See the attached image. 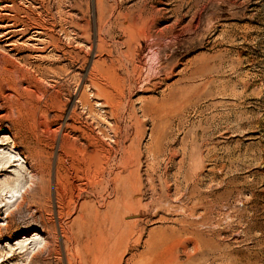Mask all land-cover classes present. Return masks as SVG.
I'll return each instance as SVG.
<instances>
[{
    "label": "rangeland",
    "instance_id": "rangeland-1",
    "mask_svg": "<svg viewBox=\"0 0 264 264\" xmlns=\"http://www.w3.org/2000/svg\"><path fill=\"white\" fill-rule=\"evenodd\" d=\"M10 1L0 0L1 18L25 21L29 16L44 22L54 29L51 35L59 46L56 54L49 46L30 52L37 43L28 41L32 32L6 42L8 30L1 27L7 23H0V69L15 76L9 73L8 87L0 81V93H5L0 94V151L14 155L0 167V186L20 170L28 188L16 202H3L10 205L8 211L0 206V264H105L107 257L106 264H264V0ZM139 33L145 37L139 38ZM31 55L42 56L28 60L42 67L38 73L24 63ZM57 58L59 63L54 62ZM36 80L44 87L40 89ZM86 92L92 94L87 97ZM98 93H103L100 99ZM43 95L48 98L40 99ZM115 101L114 109L109 107ZM65 124L74 130L69 125L70 130L65 129ZM63 151L73 152L75 158ZM114 177H119L117 191ZM128 191L133 192L131 198ZM132 203L139 207L132 209ZM94 210L99 217L87 224ZM128 223H134L133 230ZM116 226L127 231V241L122 238L118 247ZM33 236L40 238L39 248L31 243ZM128 237L136 241L134 248H129L133 246ZM141 255L152 258L141 262ZM165 257L170 258L167 263Z\"/></svg>",
    "mask_w": 264,
    "mask_h": 264
},
{
    "label": "bare ground",
    "instance_id": "bare-ground-1",
    "mask_svg": "<svg viewBox=\"0 0 264 264\" xmlns=\"http://www.w3.org/2000/svg\"><path fill=\"white\" fill-rule=\"evenodd\" d=\"M6 1H7V0H6ZM9 1H10V0H9ZM63 1H64V0H63ZM10 2H12V1H10ZM61 2H62V1H61ZM8 7H9V6H7V8L5 7L4 9H8ZM11 7L14 9V7H13L12 5H11ZM9 8H10V7H9ZM13 9H11V10L13 11ZM0 10L4 11L3 9H1V7H0ZM8 10H9V9H8ZM11 10H10V11H11ZM16 10H17V12H18V9H16ZM16 10H15V11H16ZM19 10H20V9H19ZM10 11H9V12H10ZM22 12H23V11H22ZM62 12H63V11H62ZM10 13H11V12H10ZM59 13H60V12L58 11V14H59ZM106 13H108V12H106ZM26 14H27V12H26ZM35 14H36V13H35ZM37 14H38V17H40V16L42 15V12H39V11H38ZM61 14H62V13H61ZM112 14H113V13H112ZM5 15H6V13L4 14V16H5ZM16 15H17V14H16ZM18 15H21V14H18ZM24 15H25V13H24ZM62 15H63V14H62ZM69 15H70V14H69ZM100 15L102 16V13L99 14V17H100V19H101V16H100ZM10 16H11V15H10ZM26 16H27V15H26ZM63 16H64V15H63ZM72 16H73V15H72ZM120 16H121V15H120ZM1 17H2V15H1ZM1 17H0V23H2V24H3L4 22L7 23L6 26L1 27V29L3 28V29H7V30H8V32L5 33V34L3 35V37H4L5 40H6V42H9V40H13L16 36H17V37L19 36V37L24 38V37L30 35L31 32H32L33 35H31V37L28 39V41H33V42H37V43H36L35 46H33V47H35V49H34V48H30V52H33L34 50H44V48H42V47L40 48V46H43V47H44V46H49L50 49L52 48V51L55 52L54 54L57 53V51H58V46H59V45H57L58 43H57L56 41H54L53 36L51 35V34L54 33V32H53L54 29H52V28L48 27L47 25H45L44 22H42V23H41V22H38L37 20H35L34 18L29 17V16H28L27 19H26V20H28V21H26V20H25V21H22V20L20 21L19 18H16V17H7V16H6L7 18H5V17H4V18H1ZM17 17H18V16H17ZM23 17H24V16H23ZM111 17H113V16H111ZM25 18H26V17H25ZM25 18H24V19H25ZM65 18H66V17H65ZM65 18H64L63 20H65ZM106 18H107V17H106ZM109 18H110V17H109ZM117 18H118V17H117ZM70 19H71V18H70ZM72 19L74 20V18H72ZM77 19H78V17H77ZM100 19H99V20H100ZM112 19H113V18H112ZM120 19H121V18H120ZM99 20H98V21H99ZM106 20H107V19H106ZM115 20H116V19H115ZM65 21H67V20H65ZM101 21H102V20H101ZM107 21H108V20H107ZM113 21H114V20H113ZM71 22H72V21H71ZM99 22H100V21H99ZM103 22H104V21H103ZM115 22H116V21H115ZM10 23H11V24H10ZM67 23H68V22H67ZM100 23H101V22H100ZM100 23H99V25H100ZM105 23H107V22L105 21ZM108 23H110V22H108ZM111 23H113V22H111ZM118 23H119V22H118ZM65 24H66V23H65ZM65 24H64V25H65ZM114 24H116V23H114ZM109 25H110V24H109ZM123 25L125 26V24H123ZM100 26H101V25H100ZM112 26H113V24H112ZM105 27H106V26H105ZM107 27H108V26H107ZM116 27H117V26H116ZM128 27H129V26H128ZM62 28H63V27H62ZM68 28H69V27H68ZM73 28H75V27H73ZM101 28H102V27H101ZM103 28H104V26H103ZM119 28H120V26H119ZM125 28H126V26H125ZM76 29H77V28H76ZM107 29H108V28H107ZM107 29H106V30H107ZM122 29H123V28H122ZM169 29H170V28H169ZM13 30H17V31H13ZM62 30H65V28H63ZM71 30H72V29H71ZM101 30H102V29H101ZM114 30H115V29H114ZM119 30H120V29H118L117 31H119ZM142 30H143V29H142ZM144 30H145V29H144ZM164 30H165V29H164ZM67 31H69V30H67ZM67 31H66V32H67ZM97 31H99V29H98ZM111 31H113V30H111ZM111 31H109V32H111ZM131 31H132V30H131ZM131 31H130V33H128V34H131V37H132V33H133V32L131 33ZM145 31H146V30H145ZM145 31H143L142 33H144ZM52 32H53V33H52ZM72 32H73V31H72ZM72 32H71V33H72ZM76 32H77V31H76ZM103 32H104V31H103ZM124 32H125V30H124ZM139 32H141V31H139ZM146 32H147V31H146ZM155 32H156V31H155ZM157 32L159 33V31H157ZM61 33H62V32H61ZM67 33H69V32H67ZM71 33H70V34H71ZM74 33H75V32H74ZM115 33H116V32H115ZM134 33H135V32H134ZM142 33H139V35H140L139 38L142 37V36H141ZM147 33H148V32H147ZM147 33H146V34H147ZM150 33H152V32H150ZM162 33H163V32H162ZM63 34H65V33H63ZM97 34H98V33H97ZM112 34H113V33H112ZM144 34H145V33H144ZM146 34H145V35H146ZM152 34H153V33H152ZM155 34H156V33H155ZM72 35H73V34H72ZM75 35H76V34H75ZM110 35H111V34H110ZM137 35H138V34H137ZM145 35H143V37H145ZM148 35H149V33H148ZM160 35H161V34H160ZM160 35H157V36L159 37ZM163 35H164V33H163ZM66 36H67V34H66ZM68 36H69V35H68ZM73 36H74V35H73ZM106 36H107V35H106ZM111 36H112V35H111ZM111 36H109V37H111ZM135 36H136V35H135ZM149 36H150V35H149ZM154 36H156V35H154ZM17 37H16V38H17ZM131 37H130V39L133 38L131 41H133L134 38H135V40H136V37H134V35H133L132 38H131ZM143 37H142V38H143ZM161 37H162V36H161ZM163 37H164V36H163ZM167 37H168V36H167ZM76 38H77V37H76ZM98 38H99V37H98ZM101 38H102L101 40H103V39L105 40V38H103V37H101ZM113 38H114V37H113ZM115 38H116V37H115ZM165 38H166V37H165ZM20 39H21V38H20ZM80 39H81V38H80ZM99 39H100V38H99ZM109 39H110V38H108V40H109ZM111 39H112V38H111ZM111 39H110V40H111ZM137 39H138V36H137ZM160 39H161V38H160ZM160 39H159V40H160ZM101 40H100V43H101ZM135 40H134V41H135ZM140 40H141V39H140ZM157 40H158V39H157ZM159 40H158V41H159ZM105 41H106V40H105ZM146 41H147V37H146ZM160 41H161V40H160ZM15 42H16V41H15ZM82 42H83V41H82ZM108 42H109V41H108ZM144 42H145V41H144ZM149 42H150V41H149ZM94 43H95V42H94ZM96 43H97V42H96ZM100 43L98 44V46L101 45ZM131 43H132V42H131ZM137 43L139 44V42H137ZM147 43H148V42H147ZM155 43L157 44L156 41H155ZM158 43H159V42H158ZM12 44H13V43H12ZM108 44H109V43H108ZM149 44H150V43H149ZM151 44H152V42H151ZM92 45H93V44H92ZM92 45H91V46H92ZM136 45H137V44H136ZM158 45H159V44H158ZM162 45H163V43H162ZM168 45H169V44H168ZM93 46H95V45H93ZM101 46H102V45H101ZM115 46H116V45H115ZM139 46H140V45H139ZM149 46H150V45H149ZM155 46H156V45H155ZM159 46H160V45H159ZM163 46H164V45H163ZM163 46H162V47H163ZM116 47H117V46H116ZM128 47H129V46H128ZM147 47H148V46H147ZM150 47H151V46H150ZM150 47H149V48H150ZM45 48H46V47H45ZM91 48H92V47H91ZM99 48H100V47H99ZM99 48H98V49H99ZM102 48H104V47H102ZM106 48H107V47H106ZM135 48H136L137 51H138V48H137V47H135ZM135 48H133L134 50H132V49H128V48H127V51L131 50L133 53H135V51H136ZM112 49H113V48H112ZM150 49L153 50V48H150ZM159 49H160V47H159ZM47 50H48V49H47ZM99 50H100V49H99ZM110 50H111V49H110ZM110 50H109V51H110ZM116 50H117V48H116ZM49 51H50V50H49ZM105 51H106V50H105ZM109 51H108V52H109ZM131 51H130V52H131ZM149 51H150V50H149ZM159 51H160V50H158V52H159ZM53 52H52V53H53ZM116 52H118V51H116ZM121 52H123V51H121ZM154 52H155V51H154ZM52 53H49V54L52 55ZM101 53H102V52H101ZM106 53H107V52H106ZM127 53H128V52H127ZM149 53H150V52H149ZM58 54H59V53H58ZM99 54H100V53H99ZM118 54H119V52H118ZM125 54H126V52H125ZM128 54H129V53H128ZM128 54H126V55H128ZM130 54H131V53H130ZM155 54H156V53H155ZM62 55H64V54H62ZM114 55H115V54H114ZM114 55H113V56H114ZM119 55H120V54H119ZM119 55H118V56H119ZM133 55H134V54H132V56H133ZM52 56H53V55H52ZM55 56H56V55H55ZM108 56H109V55H108ZM110 56H111V55H110ZM123 56H124V55H123ZM130 56H131V55H130ZM130 56H129V57H130ZM135 56H136V55H135ZM135 56H133L134 60H135V58H136ZM155 56H156V55H155ZM34 57H35V59H36V57H41V58H42L41 55H39V56H33V55H31V58H28L27 60H24V63H27V68H28V66H29V68H30V66H32L30 62L28 63V60H30V59H32V58H34ZM58 57H59V56H58ZM53 58H54V57H53ZM85 58L87 59V57H85ZM111 58H112V57H111ZM115 58H116V56H115ZM49 59H50V58H49ZM62 59H63V58H62ZM125 59H126V58H125ZM83 60H84V59H83ZM104 60H106V59H104ZM104 60H103V61H104ZM108 60H109V59H108ZM112 60H113V59H112ZM122 60H123V59H122ZM124 61H125V60H124ZM54 62L59 63V62H60V59L57 58V59H55ZM78 62H79V61H78ZM104 62H105V61H104ZM126 62L129 64L128 61H126ZM159 62H160V61H159ZM50 63H51V61H50ZM86 63H87V61H86ZM106 63H107V62H106ZM118 63H119V61H118ZM121 63H122V61H121ZM124 63H125V62H124ZM134 63H135V61H134ZM134 63H133V64H134ZM165 63H166V62H165ZM29 64H30V65H29ZM80 64H81V63H80ZM94 64H95V63H93V68L95 69ZM99 64H100V63H99ZM99 64H96V65L99 67ZM162 64H164V63H162ZM50 65H51V64H50ZM111 65H112V64H111ZM117 65L119 66V64H117ZM120 65H121V64H120ZM135 65H136V64H134V66H135ZM25 66H26V65H24V67H25ZM53 66H54V65H53ZM84 66H85V65H84ZM103 66H104V65H103ZM108 66H109V65H108ZM112 66H113V65H112ZM114 66H115V65H114ZM160 66H161V65H160ZM163 66H164V65H163ZM32 67H33L34 71H36L37 73H38V72L41 70V68H42V67H39L38 65H36V67H34V66H32ZM98 67H97V68H98ZM106 67H107V66H106ZM119 67H120V66H119ZM121 67L123 68L124 65L121 66ZM121 67H120V68H121ZM127 67H128V66H127ZM131 67H132V66H131ZM164 67H166V66H164ZM66 68H67V67H66ZM82 68H84V67H82ZM115 68H116V66H115ZM137 68H138V65H137ZM137 68L135 67V69H137ZM139 68H140V67H139ZM143 68H144V66H143ZM50 69H51V68H50ZM94 69H93V70H94ZM99 69H100V68H99ZM102 69H104V67H103ZM102 69H101V70H102ZM112 69H113V67H112ZM118 69H119V68H118ZM123 69H125V68H123ZM123 69H122V70H123ZM141 69H142V68H141ZM158 69H160V68H158ZM0 70H1V69H0ZM24 70H25V68H24ZM27 70H28V69H27ZM29 70H30V69H29ZM101 70H99V71H101ZM137 70H138V69H137ZM144 70H145V69H144ZM152 70H153V69H152ZM17 71H18V70H17ZM30 71H31V70H30ZM42 71H43V69H42ZM42 71H41V72H42ZM66 71H68V70L66 69ZM99 71H98V72H99ZM115 71H116V69H115ZM128 71H129V70H128ZM135 71H136V70H135ZM158 71H159V70H158ZM11 72H12V71L9 72L8 70H6V68H5V69L3 68V69L0 71V75H1V77H0V81H1V83H2V82L5 83L6 87H8L7 84L9 85V83H10V79H11V76H12V75L10 76L9 73H11ZM14 72L16 73V71H14ZM18 72H20V71H18ZM18 72L16 73V75L18 74ZM26 72H27V71H26ZM52 72H54V71H52ZM56 72H57V71H55L54 74H56ZM101 72H102V71H101ZM104 72H106V71L104 70ZM125 72H126V71H125ZM151 72H152V71H151ZM164 72H165V71H164ZM166 72H167V69H166ZM24 73H25V72H24ZM24 73H23V70H22V71H21V74L24 75ZM65 73H66V72H65ZM70 73H71V72H70ZM106 73H107V72H106ZM106 73H103V74H105V75H103V76H107L108 74L106 75ZM112 73H115V72H114V69H113ZM126 73H127V72H126ZM129 73H130V71H129ZM11 74H13V73H11ZM19 74H20V73H19ZM27 74H28V72H27ZM41 74H42V73H41ZM67 74H68V73H67ZM101 74H102V73H101ZM137 74H138V73H137ZM158 74H160V73H158ZM25 75H26V74H25ZM37 75H38V74H37ZM70 75H71V74H70ZM112 75H113V74H112ZM13 76H14V74H13ZM72 76H73V75H72ZM88 76H89V75H88ZM128 76H129V75H128ZM139 76H140V75H139ZM139 76L137 75V77H139ZM14 77H15V76H14ZM22 77H23V76H22ZM44 77H45V76H44ZM77 77H78V76H77ZM107 77H108V76H107ZM109 77H110V76H109ZM109 77H108V78H109ZM114 77H117V71H116V76L114 75ZM118 77H119V76H118ZM126 77H127V76H126ZM130 77H131V75H130ZM137 77L135 76L134 78H137ZM12 78H13V77H12ZM25 78H26V77H25ZM25 78H24V79H25ZM75 78H76V77H75ZM90 78H91V76H90ZM104 78L106 79V77H104ZM108 78H107V79H108ZM34 79H35V78H34ZM34 79H33V80H34ZM41 79H42V75H41ZM94 79H95V77H94ZM94 79H93V76H92V80H94ZM109 79H110V78H109ZM109 79H108V80H109ZM118 79H119V78H117V80H118ZM139 79H140V78H139ZM139 79H138V80H139ZM145 79H146V78H145ZM163 79H164V78H163ZM22 80H23V79H22ZM76 80H77V79H76ZM85 80H86V79H85ZM95 80H96V79H95ZM95 80H94V82H96ZM115 80H116V78H115ZM143 80H144V79H143ZM143 80H142V82H144ZM24 81H25V80H24ZM27 81H28V80H27ZM30 81H32V80H30ZM34 81H35V80H34ZM36 81H37V80H36ZM52 81H53V80H52ZM120 81H121V83L123 82L122 80H120ZM130 81H131V80H130ZM136 81H137V80H136ZM149 81H150V79H149ZM164 81H165V80H164ZM11 82L14 83V81H11ZM20 82H21V81H20ZM37 82H38L37 85L40 83V86L38 85L39 88H40V87L42 88L44 82H43V83H41V82H39V81H37ZM55 82H56V81H55ZM74 82H76V81H74ZM77 82H78V81H77ZM79 82H80V81H79ZM85 82H87V81H85ZM85 82H83V83L85 84ZM112 82H113V81H111V83H112ZM133 82H134V81H133ZM147 82H148V81H147ZM147 82H146V84H147ZM161 82H162V81H161ZM12 83H11V84H12ZM35 83H36V82H35ZM105 83H106V81H105ZM109 83H110V82H109ZM115 83H116V81H115ZM115 83H114V85H115ZM118 83L120 84V82L117 81V85H118ZM131 83H132V81H131ZM131 83H130V84H131ZM11 84H10V86H11ZM15 84H16V83H15ZM28 84H30V83L28 82ZM41 84H42V86H41ZM53 84H54V83H53ZM55 84H58V83H55ZM76 84H77V83H76ZM84 84H83V85H84ZM90 84L92 85V84H94V83L91 82ZM107 84H108V83H107ZM149 84H150V83H149ZM12 85H13V84H12ZM21 85H22V84H21ZM30 85H34V86H35V84H30ZM37 85H36V88H37ZM81 85H82V84H81ZM100 85H101V83H100ZM125 85H126V84H125ZM127 85H128V83H127ZM134 85H135V83H134ZM3 86H4V84H3ZM3 86H2V87H3ZM17 86H18V84H17ZM50 86H51V85H50ZM76 86H77V85H76ZM92 86H95V84L92 85ZM101 86H102V85H101ZM121 86H122V85H121ZM131 86H132V85H131ZM143 86H144V85H143ZM146 86H147V85H146ZM6 87H5V89H6ZM43 87H44V86H43ZM53 87H55V86H53ZM53 87H52V88H53ZM58 87H59V86H58ZM81 87H82V86H81ZM85 87H88V86H85ZM90 87H91V86H90ZM114 87H118V86H114ZM128 87H129V86H127L126 88H128ZM132 87H135V86H132ZM132 87H131V89H132ZM16 88H17V87H16ZM41 88H40V89H41ZM45 88L47 89L48 87H45ZM45 88H44V90H45ZM59 88H60V87H59ZM82 88H84V87H82ZM88 88H89V87H88ZM92 88H93V87H92ZM95 88H96V87H95ZM95 88H94V89H95ZM97 88H98V87H97ZM103 88H104V86H103ZM103 88H102V89H103ZM107 88H108V87H107ZM107 88H105V90H104V89H103V90L101 89V92H102V91H103V92H104V91H105V92L108 91L109 89L107 90ZM123 88H124V87H123ZM144 88H145V87H144ZM2 89L4 90V87H3ZM14 89H15V88H14ZM53 89H54V88H53ZM78 89H79V88H78ZM98 89H99V88H98ZM118 89H119V88H118ZM118 89H117V90H118ZM120 89H121V88H120ZM120 89H119V90H120ZM131 89H130V90H131ZM37 90H38V89H37ZM80 90H81V89H80ZM80 90H79V93L81 92ZM99 90H100V89H99ZM121 90H122V89H121ZM15 91L17 92L18 90L15 89ZM38 91H39V90H38ZM60 91H61V90H60ZM109 91H111V90H109ZM0 92H1V91H0ZM44 92H46V91H44ZM83 92H84V91H83ZM119 92H121V91H119ZM142 92H143V91H142ZM2 93H3V92H2ZM39 93H41V90H40ZM39 93H38V94H39ZM42 93H43V92H42ZM86 93H87V92H86ZM86 93H85V94H86ZM90 93H91V92H89V95L92 94V93H91V94H90ZM0 94H1V93H0ZM4 94H5V93H4ZM4 94H1V95H4ZM43 94H44V93H43ZM101 94H103V93H101ZM101 94L98 93L99 99H100V95H101ZM109 94H110V93H109ZM17 95H19V92L17 93ZM41 95H42V94H41ZM41 95H40V96H41ZM62 95H63V94H62ZM87 95H88V93H87ZM89 95H88L87 97H89ZM20 96H21V94H20ZM20 96H19V97H20ZM46 96H47V95H46ZM46 96L43 95L40 99H42L43 97L46 98ZM57 96H58V95H57ZM96 96H97V95H96ZM98 96H97V98H98ZM104 96H105V94H104ZM109 96H110V95H109ZM109 96H108V97H109ZM21 97H22V96H21ZM38 97H39V95H38ZM94 97H95V96H94ZM111 97H112V96H111ZM47 98H48V97H47ZM47 98H46V99H47ZM78 98H79V97H78ZM95 98H96V97H95ZM102 98H103V96H102ZM104 98H107V96H105ZM2 99H3V98H2ZM87 99H88V98H87ZM112 99H114V95H113V98H112ZM112 99H111V101H112ZM121 99H122V98H121ZM33 100H34V99H33ZM35 100H36V99H35ZM35 100H34V101H35ZM81 100H82V99H81ZM88 100H89V99H88ZM104 100H106V99H104ZM115 100H116V99H115ZM118 100H120V99L118 98ZM78 101H79V100H78ZM98 101H100V100H98ZM109 101H110V100H109ZM36 102H37V100H36ZM38 102H39V101H38ZM106 102L108 103V101H106ZM116 102H119V101H115V102L111 103L112 105H109V107H111V106L114 107L115 104H116ZM41 103H42V102H41ZM43 103H44V102H43ZM43 103H42V104H43ZM46 103H47V102H46ZM46 103L44 104L45 106H46ZM80 103H81V102H80ZM86 103H88V102H86ZM107 103H105V105H106ZM114 103H115V104H114ZM42 104H41V105H42ZM81 104H82V103H81ZM113 104H114V105H113ZM117 104H118V103H117ZM35 105H36V104H35ZM37 105H39V104H37ZM37 105H36V106H37ZM41 105H40V106H41ZM87 105H88V104H87ZM0 106H1V104H0ZM36 106H35V107H36ZM42 106H43V105H42ZM42 106H41V109H42ZM83 106H86V104H85V105L83 104ZM88 106H89V105H88ZM46 107H47V106H46ZM92 107H94V106H92ZM113 107H111V108H113ZM120 107H121V106H120ZM33 108H34V107H33ZM85 108H86V107H85ZM87 108L89 109V107H87ZM103 108H104V107H103ZM34 109H36V108H34ZM58 109H59V108H58ZM90 109H92V108H90ZM113 109H114V108H113ZM17 110H19V109H17ZM44 110H45L44 112H46L47 109L45 108ZM59 110H60V109H59ZM93 110H94V109H93ZM110 110H112V109H110ZM118 110H119V109H118ZM32 111H33V110H32ZM32 111H31V112H32ZM38 111H39V109H37V112H38ZM47 111H48V110H47ZM60 111H62V110H60ZM64 111H65V110H64ZM73 111H74V110H73ZM73 111H72V112H73ZM94 111H95V110H94ZM34 112H35V111H34ZM37 112H36V113H37ZM39 112H40V111H39ZM39 112H38V113H39ZM41 112H42V111H41ZM41 112H40V114H41ZM44 112H43V113H44ZM75 112H76V111H75ZM91 112L93 113V111H91ZM114 112H115V111H114ZM18 113H19V111H18ZM43 113H42V114H43ZM61 113H62V112H61ZM63 113H64V112H63ZM112 113H113V112H112ZM42 114H41V115H42ZM45 114L47 115V113H45ZM48 114H49V113H48ZM87 114H88V113H87ZM115 114H116V113H113L112 115L115 116ZM71 115H72V114H70V116H71ZM34 116H35V115H34ZM36 116H37V115H36ZM43 116H44V114H43ZM57 116H59L60 118H63V116H62V117H61L60 115H57ZM73 116H76V117H77V115H74V113H73ZM78 116H79V115H78ZM88 116H89V117L92 116V115L90 116V112H89V115H88ZM94 116H95V115H94ZM100 116H101V115H100ZM0 117H1V116H0ZM48 117H49V116H48ZM48 117H47V118H48ZM59 117L57 118L58 120H59ZM80 117H81V115H80ZM92 117H93V116H92ZM98 117H99V116H98ZM37 118H39V117H37ZM54 118H55V116H54ZM72 118H75V117H72ZM100 118H101V117H100ZM1 119H2V118H1ZM48 119H49V118H48ZM50 119H53V118H50ZM67 119H69V118H67ZM77 119H78V118H77ZM77 119H76V120H77ZM102 119H103V118H102ZM38 120H39V119H38ZM38 120H37V121H38ZM58 120H57V121H58ZM76 120H75V121H76ZM33 121H34V119H33ZM37 121H36V122H37ZM49 121H50V120H49ZM49 121H48V122H49ZM73 121H74V120H73ZM66 122H67V121H65V123H66ZM50 123H51V121H50ZM50 123H49V124H50ZM56 123H57V122H56ZM67 123H68V122H67ZM34 124H35V123H34ZM46 124H47V123H46ZM52 124H53V122H52ZM58 124H59V123H58ZM47 125H48V124H47ZM68 125H69V124H68ZM68 125L65 124V125H64L65 127H64V126H62V127H64V128L66 129V128H68ZM48 126H50V125H48ZM48 126H47V128H49ZM69 126H70V125H69ZM70 127H71V126H70ZM60 128H61V126H59V129H60ZM71 128H73V127H71ZM50 129H51V128H50ZM59 129H58V130H59ZM68 129H69V128H68ZM47 130H49V129H47ZM60 130H61V129H60ZM63 130H64V129H63ZM69 130H70V129H69ZM73 130H74V128H73ZM51 131H52V130H51ZM53 131H54V135H55V133H56L57 130H56V131L53 130ZM49 132H50V131H49ZM61 132H62V131H61ZM58 133H59V132H58ZM50 134H51V133H50ZM56 134H57V133H56ZM54 135H52V136H54ZM57 135H58V134H57ZM61 135H62V134H61ZM49 136H50V135H49ZM55 136H56V135H55ZM55 136H54V137H55ZM52 138H53V137H52ZM55 138H56V137H55ZM55 138H54L53 140H55ZM60 138H61V137H60ZM75 139H77V138H75ZM79 139H80V138H79ZM65 140H66V139H64V141H65ZM80 140H81V139H80ZM80 140H79V141H80ZM39 141H40V140H39ZM77 141H78V139H77ZM73 142H74V141H73ZM61 143H62V142H61ZM79 143H80V142H79ZM82 143H83V142H81V144H82ZM62 144H63V143H62ZM73 144L76 145V143H73ZM84 145H85V144H84ZM81 146H82V145H81ZM88 146H89V145H88ZM88 146L86 145V147H88ZM59 147L62 148V146H59ZM83 147H84V146H83ZM64 148H66V147H64ZM62 149H63V148H62ZM62 149H61V151H62ZM85 149H86V148H85ZM66 150H68V149L66 148ZM2 151H3V150H2ZM126 151H127V150H125V152H126ZM7 152H8V151H7ZM10 152H12V151H10ZM63 152H67L68 154H70V151H63ZM67 153H66V154H67ZM128 153H129V152H128ZM13 154H14V153H13ZM58 154H60V153H58ZM63 154H64V153H63ZM66 154H65V155H66ZM123 154H125V153H123ZM72 155H73V152H72V154H70V156H72ZM126 155H127V154H126ZM126 155H125V156H126ZM13 156H14V155H12L11 153L6 154L5 152H1V151H0V167L9 164V163L11 162L12 158H14ZM15 156H16V155H15ZM57 156H58V155H57ZM60 156H61V155H60ZM16 157H17V156H16ZM58 157H59V156H58ZM66 157L68 158L69 156H66ZM126 157H129V156H126ZM61 158H62V156H61ZM71 158H72V157H71ZM73 158H75L74 155H73ZM73 158H72V160H73ZM124 159H125V157H124ZM126 159H127V158H126ZM57 160H59V159H57ZM61 160H62V159H61ZM64 160H65V158H64L62 161H64ZM66 160H67V159H66ZM127 160H129V159H127ZM59 161H60V160H59ZM67 161H68V160H67ZM73 161H74V160H73ZM99 161H100V163H101L102 160H99ZM99 161H98V162H99ZM64 162H65V161H64ZM62 163H63V162H62ZM62 163H61V164H62ZM65 163H66V162H65ZM65 163H64V165H66ZM80 163H81V162H80ZM102 163H103V162H102ZM124 163H125V162H124ZM59 164H60V162H59ZM95 164H96V165H97V164L99 165V163H95ZM45 165H46V166H45ZM45 165H44V167L46 168L48 164H45ZM69 165H70V164H69ZM73 165L75 166V164L72 163V166H73ZM98 165H97V166H98ZM66 166H67V165H66ZM66 166H65V167H66ZM67 167H68V166H67ZM87 167L90 168L89 165H87ZM100 167H101V166H100ZM73 168H74V167H73ZM75 168L77 169V171H78V169L80 170V167H79V166H78V167L75 166ZM102 168H103V167H102ZM18 169H19V168H18ZM18 169H17V170H18ZM47 169H48V168H47ZM59 169H60V168H59ZM69 169H70V168H69ZM86 169H88V168H86ZM99 169H100V168H99ZM60 170H62V169H60ZM65 171H66V170H65ZM67 171H68V170H67ZM87 171H89V170H87ZM101 171H102V170H101ZM63 172H64V171H63ZM90 172H91V169H90ZM99 172H100V170H99ZM43 173H44V172H43ZM56 173H57V174H56V177L58 178V179H57V183H58L59 185H62V179H61V176H60V174H59L58 172H56ZM66 173H67V172H66ZM101 173H102V172H101ZM101 173H100V174H101ZM130 173H131V172H130ZM86 174H88V172H87ZM89 174H90V173H89ZM91 174H92V173H91ZM92 175H93V174H92ZM130 175H131V174H130ZM134 175H135V174H134ZM86 176H87V175H86ZM93 176H95V175H93ZM102 176H103V174L100 175V177H102ZM116 176H118V175H116ZM116 176H115V177H116ZM119 176H121V174H120ZM90 177H91V176H90ZM95 177H96V176H95ZM95 177H94V178H95ZM115 177H114V179H115ZM125 177H126V176H125ZM109 178H110V177H109ZM121 178H122V177H121ZM131 178H132V177H131ZM86 179H88V176H87ZM89 179H91V178H89ZM89 179H88V180H89ZM96 179H97V177H96ZM101 179H102V178H101ZM112 179H113V178H112ZM116 179H119V177H117ZM116 179H115V181H114V183H113V186H114V190H115V191H117V190L119 189V186H118V183H117ZM127 179H129V178H127ZM127 179H126V181H127ZM136 179H137V178H136ZM22 180H23V179H22V177H21V171L18 170L16 178L14 177V179H12V180H10V181H5L4 183L1 184V186H0V206H1V205L5 206V207H6V209H5L6 211L9 210V208H10L9 206H10V205L7 206V204H4V203H3L4 201H7L8 204H10L11 202H12V203H13V202H16V201L19 200L21 197H23V196H22L23 193H26L25 190L27 191V189H28V188H27V184L25 183V181H22ZM93 180H94V179H93ZM130 180H131V179H130ZM133 180H134V178H133ZM91 181H92V179L90 180V183H91ZM96 181H98V180H96ZM96 181H95V184L98 183V182H96ZM99 181H100V179H99ZM104 181H105V180H104ZM109 181H110V180H109ZM128 181H129V180H128ZM55 182H56V181H55ZM93 182H94V181H93ZM93 182H92L91 184H93ZM100 182H101V181H100ZM107 182H108V181H107ZM31 183H32V182H31ZM109 183H110V182H108V184H109ZM130 183H132V182H130ZM132 184H133V183H132ZM132 184H131L129 187H131V186L134 187V184H133V185H132ZM136 184H137V183H136ZM56 185H57V184H56ZM139 186L142 187V185H139ZM139 186H138V187H139ZM29 187H30V186H29ZM56 187H57V186H56ZM62 187H63V186H62ZM111 187H112V186H111ZM123 187H124V186H123ZM135 187H136V186H135ZM56 189H57V188H56ZM112 189H113V188H112ZM65 190H66V189H65ZM130 190H131V189H130ZM134 190L136 191V189H134ZM137 190H138V189H137ZM124 191H125V190H124ZM138 191H139V190H138ZM138 191H137V192H138ZM56 192H57V190H56ZM128 192H129V191H128ZM132 193H133V192H132ZM132 193L129 192V194H130V198H131V196H132ZM134 193H135V192H134ZM139 193H140V192H139ZM154 193H156V192H154ZM56 194H57V193H56ZM135 194H136V193H135ZM24 195H25V194H24ZM56 196H57V195H56ZM79 196L81 197L80 194H79ZM122 196H123V194H122ZM141 196H142V192H141ZM141 196H140V197H141ZM126 197H127V196H126ZM58 198H59V197H58ZM122 200H123V198H122ZM128 200H129V199L127 198V201H128ZM164 200H165V199H164ZM168 200H169V199H168ZM60 201H61V200H60ZM123 201H124V200H123ZM162 201H163V200H162ZM58 202H59V200H58ZM134 202H135V201H134ZM136 202H137V201H136ZM139 202L141 203L140 200H139ZM171 202H172V201H171ZM124 203H125V205H126V201H124ZM60 204H61V203H58L57 205L59 206ZM135 204H136V203H135ZM84 205H86V204H84ZM131 205H133V206H131L132 209L136 208V206H137V204H136V206H135L134 203H132ZM164 205H165V204H164ZM168 205H169V203H168ZM86 206H87V205H86ZM160 206H161V205H160ZM162 206H163V205H162ZM108 207H109V206H108ZM128 207H130V205H128ZM137 207H139V206H137ZM165 207H166V206H165ZM182 207H183V206H182ZM182 207H181V209H182ZM184 207H185V206H184ZM131 208H130V209H131ZM163 208H164V207H163ZM179 208H180V207H179ZM187 208H188V207H187ZM85 209H86V208H85ZM125 209H126V208H125ZM130 209H129V211L132 212V209H131V210H130ZM136 209H137V208H136ZM136 209H135V211H136ZM161 209H162V208H161ZM167 209H169V208H167ZM170 209H171V208H170ZM170 209H169V210H170ZM172 209H173V208H172ZM108 210L110 211L109 208H108ZM162 210H164V209H162ZM187 210L189 211L190 209H187ZM114 211H115V209H114ZM133 211H134V210H133ZM185 211H186V210L184 209V213H185ZM84 212H85V211H84ZM59 213H60V212H59ZM118 213H119V212H118ZM182 213H183V212H182ZM184 213H183V214H184ZM188 213H189V212H188ZM192 213H193V212H192V210H191V214H192ZM105 214H106V216H107L106 211H105ZM105 214H103V215H105ZM191 214H190L189 216H191ZM58 215H59V214H58ZM184 215H185V214H184ZM192 215H193V214H192ZM109 216H110V215H109ZM116 216H117V212H116ZM182 216H183V215H182ZM79 217H80V216H79ZM94 217H95L96 220H97L98 217H99V213H98L97 211H95V210H94V214H93V213H90L89 216H88V218H86V223H87V224H91V223L94 221V220L92 221V218H94ZM110 217H113V216H110ZM82 218H83V217H82ZM104 218H106V217H104ZM113 218H114V217H113ZM118 218H119V217H118ZM184 218H185V217H184ZM80 219H81V218H79V220H80ZM111 219H112V218H111ZM111 219H110V220H111ZM165 219H166V218H165ZM165 219H164V220H165ZM182 219H183V218H182ZM83 220H84V219H82V221H83ZM103 220H105V219H103ZM114 220H115V219H114ZM114 220H112V223H111V221H110V224H111V226H113V228H114V225H115V224H114ZM118 220H119V219H118ZM164 220H163V221H164ZM184 220H185V219H183V221H184ZM203 220H204V219H203ZM75 221H76V220H75ZM106 221H107V220H106ZM106 221H105V222H106ZM116 221H117V219H116ZM116 221H115V222H116ZM163 221H160V222L162 223ZM9 222H10V221H9ZM133 222H134V221H133ZM136 222H139V221L135 220V223H136ZM7 223H8V222H7ZM96 223H97V221H95L94 224H96ZM120 223L122 224L123 221L120 222ZM182 223H183V222H182ZM83 224H84V223H83ZM103 224H105V223H103ZM106 224H107V223H106ZM121 224H119V225H121ZM128 224H129V223H128ZM131 224L134 225V223H131ZM131 224H129V225H131ZM141 224H142V223H141ZM9 225H10V224H9ZM129 225H128V226H129ZM132 225H131V228H132V230H133V228H134L135 225H134V226H132ZM138 225H139V224H138ZM74 226H75V225H74ZM98 226H99V225H98ZM98 226H97V227H98ZM105 226H106V225H105ZM136 226H137V225H136ZM139 226L141 227V225H139ZM84 227H85V226H84ZM123 227H124V226H123ZM70 228H71V227H70ZM108 228H109V227H108ZM108 228H107V229H108ZM116 228L118 229L119 227L116 226ZM128 228H129V227H128ZM135 228H136V227H135ZM78 229H79V228H78ZM96 229H97V228H96ZM99 229H101V227H100ZM119 229H120V234H119V236H117V238H119V239H118V242H117V241L115 242V244L117 245V247H118L119 244H121V243L124 241L123 239H125V237H124V236H125V233H127V231H126L124 228H122V226H121V228H119ZM138 229H139V228H138ZM141 229H142V228H141ZM61 230H62V229H61ZM70 230H71V229H70ZM85 230H86V229H85ZM104 230H105V228H104ZM111 230H112V229H111ZM113 230H114V229H113ZM128 230L130 231V228H129ZM134 230L136 231V229H134ZM139 230H140V229H139ZM139 230H137V231H138V234H139ZM106 231H107V230H106ZM140 231H141V230H140ZM143 231H144V230H143ZM68 232H70V231H68ZM93 232H94V231H93ZM97 232H98V231H97ZM109 232H110V231H109ZM133 232H134V231H133ZM116 233H118V232L116 231ZM129 233H130V236H132L131 234H133V233H131V232H129ZM134 233H135V232H134ZM66 234H67V233H66ZM68 234H69V233H68ZM68 234H67V235H68ZM70 234H71V232H70ZM70 234H69V235H70ZM75 234H76V233H75ZM98 234H99V233H98ZM106 234L109 235L108 232H106ZM111 234H112V233H111ZM114 234H115V233H114ZM140 234H141V233H140ZM67 235H66V236H67ZM76 235H77V234H76ZM101 235H102V233H101ZM136 235H137V233H136ZM62 236H64V235H62ZM73 236H74V235H73ZM126 236H127V235H126ZM128 236H129V234H128ZM134 236H135V235H134ZM141 236H142V235H141ZM141 236H140V238H141ZM91 237H92V234H91ZM101 237H102V236H101ZM101 237H100V238H101ZM105 237H106V235H105ZM105 237H104V238H105ZM107 237H108V236H107ZM138 237H139V235H138ZM138 237L136 238L137 241L140 240V239H138ZM76 238H77V237H76ZM76 238H75V242L78 241ZM82 238H83V237H82ZM122 238H123V239H122ZM85 239H86V238H85ZM88 239H89V238H88ZM90 239H91V238H90ZM90 239H89V241H90ZM92 239H93V238H92ZM101 239L103 240V238H101ZM101 239H100V240H101ZM105 239H106V238H105ZM109 239H110V238H109ZM121 239L123 240L122 242H120ZM131 239H132V238H131ZM30 240H32L31 243H32L34 246H38V248H39V245L41 244V241H40V238H39V237H37V236H33L32 238H30ZM116 240H117V239H116ZM125 240L127 241V237H126ZM132 240H133V239H132ZM132 240H129V237H128V241H131V246H133V247H129V245H128V246L126 245L127 247H129V248H134V245H135L134 243H135L136 241L133 240L134 243H132V242H133ZM22 241H23V240H22ZM27 241H29V240H27ZM66 241H67V240H66ZM69 241H70V240H69ZM81 241H82V240H81ZM103 241H105V240H103ZM153 241H154V240H152V242H150V241H149V242H150V243H153ZM20 242H21V241H20ZM82 242H83V241H82ZM84 242H85V241H84ZM93 242H94V241H93ZM107 242H108V241H107ZM139 242H140V241H139ZM154 242H155V241H154ZM22 243H23V242H22ZM24 243H25V242H24ZM24 243H23V244H24ZM69 243H70V242H69ZM77 243H78V242H77ZM87 243H88V242H87ZM91 243H92V242H91ZM91 243H89V245H91ZM96 243H97V241H96ZM101 243H102V242H101ZM124 243H125V242H124ZM124 243H123V244H124ZM128 243H129V242H128ZM128 243H125V244H128ZM17 244H18V243H17ZM19 244H20V243H19ZM19 244H18V245H19ZM28 244H29V243H28ZM28 244H27V245H28ZM133 244H134V245H133ZM136 244H137V243H136ZM147 244H148V243H147ZM147 244H146V245H147ZM20 245H21V244H20ZM68 245H69V244H68ZM97 245H100V243H98ZM105 245H106V244H105ZM116 245H115V246H116ZM154 245H155V243H154ZM21 246H23V245H21ZM24 246H25V244H24ZM106 246H108V244H107ZM110 246H111V245H110ZM113 246H114V245H113ZM113 246H111V247H113ZM123 246H125V245H123ZM25 247H26V246H25ZM68 247H69V246H68ZM70 247H71V246H70ZM70 247H69V250H70ZM89 247H90V246H89ZM89 247H88V248H89ZM99 247H100V246H99ZM104 247H105V246H104ZM111 247H110V248H111ZM127 247H124L123 249L126 250ZM135 247H136V246H135ZM137 247H138V245H137ZM21 248H22V247H21ZM40 248H41V247H40ZM66 248H67V247H66ZM80 248H81V247H80ZM84 248H85V247H84ZM90 248H91V247H90ZM105 248H106V247H105ZM114 248H115V247H114ZM119 248H120V246H119ZM129 248H128V249H129ZM151 248H152V250L155 251V249H153V247H151ZM35 249H37V248H35ZM77 249H78V248H77ZM101 249H102V247H101ZM115 249H116V248H115ZM128 249H127V250H128ZM116 250H117V249H116ZM120 250H121V249H120ZM127 250H126V251H127ZM150 250H151V249H150ZM152 250H151V251H152ZM99 251H100V249H99ZM109 251H110V253H111L112 248H111V250H109ZM154 251H153V254L155 253ZM113 252H114V251H113ZM117 252H118V251H117ZM146 252H147V251H146ZM146 252H145V253H146ZM78 253H79V251H78ZM78 253H77V251H76L77 257H78ZM96 253H97V252H96ZM96 253H95V254H96ZM102 253H103V252H102ZM106 253H108V250L106 251ZM72 254L74 255V253H72ZM72 254H71V255H72ZM86 254H87V252H86ZM98 254H99V253H98ZM153 254H152V255H153ZM201 254H202V253H201ZM71 255H70V256H71ZM73 255H72V256H73ZM99 255H100V254H99ZM108 255H109V257H111L112 254H109V253H108ZM143 255L145 256V255H147V254H143ZM143 255H141V256L139 257L140 261H141V259H143V258H142ZM154 255H155V254H154ZM224 255H225V254H224ZM79 256H80V254H79ZM104 256H105V255H104ZM104 256H103V257H104ZM115 256H116V254H115ZM194 256H195V255H194ZM198 256H199V255L195 256L194 258H196V257H198ZM225 256H226V255H225ZM77 257H76V258H77ZM146 257H147V256H146ZM148 257H150V256H148ZM190 257H191V256H190ZM222 257L226 259L227 256H226V257L222 256ZM69 258H71V260L73 259L72 257H69ZM101 258H102V257H101ZM107 258H108V257H107ZM107 258H106V259L104 258V259L102 260V261H105V264L108 262ZM113 258H114V255H113ZM151 258H152V257H151ZM151 258H149L148 260L146 259L147 262H148ZM162 258H163V257H162ZM162 258H161V259H162ZM79 259H81V257H80ZM111 259H112V258H111ZM114 259H115V258H114ZM139 259H138V260H139ZM164 259L166 260L167 257H165ZM171 259H172V258H171ZM225 259H224V260H225ZM93 260H94V259H93ZM93 260H92V262H93ZM106 260H107V262H106ZM118 260H120V259H118ZM118 260H114V262H115V261H118ZM133 260H134V259H133ZM146 260L143 259V261H146ZM155 260H156V259H155ZM158 260H160V258H159ZM167 260L169 261L170 258L167 259ZM167 260H166V263H167ZM173 260H176V259L174 258ZM226 260H227V259H226ZM75 261H76V260H75ZM75 261H74V262H75ZM94 261H95V260H94ZM109 261H111V260L109 259ZM161 261H162V260H160V261H158V262H161ZM78 262H79V261H78ZM80 262H81V261H80ZM80 262H79V264H81ZM92 262H90V263H92ZM112 262H113V260H112ZM114 262H113V263H114ZM119 262H120V261H119ZM132 262H134V261H132ZM135 262H138V261L136 260ZM135 262H134V263H135ZM141 262H142V261H141ZM155 262L157 263V261H155ZM176 262H177V261H176ZM176 262H175V261H174V262H170V261H169L170 264H172V263H173V264H176ZM207 262H208V261H207ZM207 262H206V263H207ZM68 263H69V262H68ZM87 263H88V262H87ZM94 263H95V262H94ZM115 263H117V262H115ZM142 263H143V262H142ZM142 263H139V264H142ZM144 263H145V262H144ZM151 263H152V262H151ZM156 263H155V264H156ZM169 263H168V264H169ZM71 264H72V263H71ZM96 264H99V263H96ZM117 264H118V263H117ZM120 264H121V263H120ZM132 264H133V263H132ZM135 264H136V263H135ZM137 264H138V263H137ZM145 264H146V263H145ZM180 264H181V263H180ZM182 264H183V263H182Z\"/></svg>",
    "mask_w": 264,
    "mask_h": 264
}]
</instances>
